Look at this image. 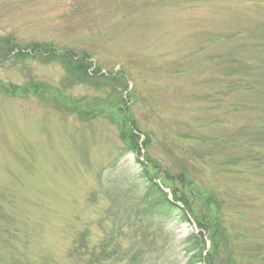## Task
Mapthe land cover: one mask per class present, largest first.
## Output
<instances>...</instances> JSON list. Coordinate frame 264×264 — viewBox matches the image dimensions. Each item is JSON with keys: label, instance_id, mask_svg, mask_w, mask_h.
Wrapping results in <instances>:
<instances>
[{"label": "rangeland", "instance_id": "1", "mask_svg": "<svg viewBox=\"0 0 264 264\" xmlns=\"http://www.w3.org/2000/svg\"><path fill=\"white\" fill-rule=\"evenodd\" d=\"M259 20H264V0H0V37L87 50L102 72L126 71L125 84L117 89L124 108L151 139L149 154L174 172L187 165L192 180L216 191L237 264H264V247L254 244L264 243V193L249 184L256 175L232 171L226 179L231 169H222L221 155L208 162L179 134L209 118L207 101L189 96L206 91L205 56L218 51L215 46L224 44L231 26ZM64 78L59 60L0 61V81L6 86L43 84L56 92L33 96L17 90L10 96L0 88V237L13 245H2L0 254L14 253L33 264H78L68 252L80 231L90 233L93 247L114 229L112 219L104 216L112 203L100 192L120 186L142 194L147 185L133 152L109 173L123 143L111 119L120 113L105 100L118 84L97 87ZM67 106L81 107L93 117L80 119L63 109ZM150 170L167 182L161 172ZM3 213L11 219L2 220ZM132 231L123 228L114 244L128 246ZM198 232L193 222L172 220L146 264H204L190 263L183 250V241ZM7 261L4 257L0 264ZM124 262L111 258L106 264Z\"/></svg>", "mask_w": 264, "mask_h": 264}, {"label": "trees", "instance_id": "2", "mask_svg": "<svg viewBox=\"0 0 264 264\" xmlns=\"http://www.w3.org/2000/svg\"><path fill=\"white\" fill-rule=\"evenodd\" d=\"M261 3L259 2L257 7L260 8ZM230 29L233 30L226 35L228 38L225 36L224 44L215 46V50L218 51L205 56L209 71L206 85L203 87L206 91L198 94V98H194L196 95L194 93L189 94L191 101L195 102L198 99L207 101L205 106L207 110L209 109V118L202 119L199 125L190 124V130L179 135L184 142L189 141L192 145L191 151L205 153L201 157L208 162L212 156L221 155L220 165L224 167L222 169H231L226 172V179L228 175L233 174L232 171L244 176L256 175L251 177L253 180L249 184L254 186L256 191L264 193V181L259 182L256 179L264 178V20L245 23L240 28L231 26ZM203 47L202 45L201 51L204 50ZM27 58L43 63L59 60L65 70L64 81L93 82L97 87H104L107 82L115 81L113 83L119 86L112 88V97L107 98L105 103L113 105L120 113V117L113 114L111 119L118 127L123 146L120 147V152L112 165H115V168L109 173L112 176V173L121 167H116L121 158L126 153L133 152L142 165L140 175L147 178V185L142 194L133 190H122L120 186L115 188V191L109 192L108 189L100 192V195L112 203L104 212V216L112 219L113 232L106 241L91 247L90 233L80 231L68 252L71 259L78 264H106L111 258H120L125 261L123 264H146L158 250L155 245L159 235L164 234L170 222L177 219L180 222H193L199 230L198 235H191L183 241V250L189 256L190 263L237 264L235 247L231 242L230 233L223 224L224 217L221 211L223 201L216 191L203 188L192 180L188 176L187 165L182 164L183 169L174 172L149 154L151 139L139 128L129 109L124 108L123 93L117 89L122 83L125 84L126 71L102 72L100 66L99 69L96 68L93 55L87 50L78 52L75 47H63L50 42L22 43L12 35L0 37V61L10 62ZM3 84L0 81L1 90L10 96L16 94L17 90H26L27 95L33 92V96L42 93L52 96L56 93L47 91L48 88L43 84L28 83L23 86ZM201 95L205 97L201 98ZM63 109L71 114H78L80 119L88 120L93 117L78 106H67ZM200 110L202 111V108ZM200 125L207 129L197 130L195 126ZM141 134L145 135L143 141ZM199 146L202 148H198ZM142 151L144 159L140 160ZM150 167L161 172L167 182L158 181V176H152ZM170 183H173V186H168ZM165 189H169L171 195ZM7 215L3 213V217L1 214V219L10 220L11 217ZM125 227L132 228L133 241L126 247L120 243L114 244ZM207 240L210 242L209 248ZM0 243V247L2 245L6 248L13 247L8 239L2 237ZM112 243L114 245L111 246ZM254 244L257 248L264 247V243ZM4 257L8 258L9 264H33L31 259L14 258V253L8 256L0 254V260L3 261Z\"/></svg>", "mask_w": 264, "mask_h": 264}]
</instances>
